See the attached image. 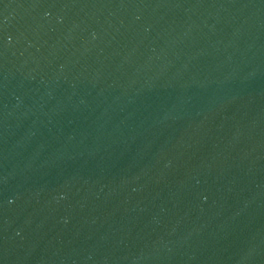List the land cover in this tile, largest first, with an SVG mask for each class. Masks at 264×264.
<instances>
[{
  "label": "water",
  "instance_id": "water-1",
  "mask_svg": "<svg viewBox=\"0 0 264 264\" xmlns=\"http://www.w3.org/2000/svg\"><path fill=\"white\" fill-rule=\"evenodd\" d=\"M0 264H264V0H0Z\"/></svg>",
  "mask_w": 264,
  "mask_h": 264
}]
</instances>
